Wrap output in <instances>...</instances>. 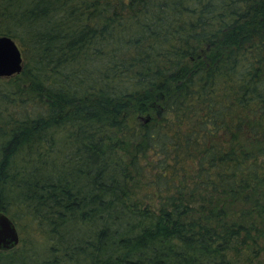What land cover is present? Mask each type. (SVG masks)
<instances>
[{
  "label": "trees",
  "instance_id": "trees-1",
  "mask_svg": "<svg viewBox=\"0 0 264 264\" xmlns=\"http://www.w3.org/2000/svg\"><path fill=\"white\" fill-rule=\"evenodd\" d=\"M0 35V212L44 239L0 264H264V0H0Z\"/></svg>",
  "mask_w": 264,
  "mask_h": 264
},
{
  "label": "water",
  "instance_id": "water-1",
  "mask_svg": "<svg viewBox=\"0 0 264 264\" xmlns=\"http://www.w3.org/2000/svg\"><path fill=\"white\" fill-rule=\"evenodd\" d=\"M22 68V53L16 41L10 36L0 35V77L16 75ZM18 241L15 223L7 214L0 212V250L11 249Z\"/></svg>",
  "mask_w": 264,
  "mask_h": 264
},
{
  "label": "rangeland",
  "instance_id": "rangeland-1",
  "mask_svg": "<svg viewBox=\"0 0 264 264\" xmlns=\"http://www.w3.org/2000/svg\"><path fill=\"white\" fill-rule=\"evenodd\" d=\"M22 57H23V55H22ZM25 61L26 60L23 59V64L25 63ZM6 78H8V77H6ZM159 102H160V96L158 94H156L155 101H152V102L149 103V109H150V111H149L150 113L149 114H151V116L159 114V112H160ZM149 114L146 113V114H141V115L140 114L134 115V120H135L134 123H136L137 126H140L142 123L147 122L150 119L149 117H151ZM146 118H149V119L147 121H145ZM58 159H60V157H58ZM16 228H17L18 233H19V241H18V243L14 247H12L11 249L0 250V251L11 252V251H14V250L15 251L24 250L27 247L31 246L29 238L31 240H34L37 237L35 235L36 233H32V230H28V232H27L28 236H27L25 232L22 233V231L19 229V227H16ZM69 229H72L71 225L69 226ZM80 231L82 232L83 230H80ZM262 244L264 245V242H262ZM32 246H33V250L36 252V257L39 259L41 257V255H42V252L44 251V247H43L44 246V239H41V237H39V239H35L32 242ZM29 256H31V255H29ZM23 258H24V255H21V257L19 259L22 260Z\"/></svg>",
  "mask_w": 264,
  "mask_h": 264
}]
</instances>
